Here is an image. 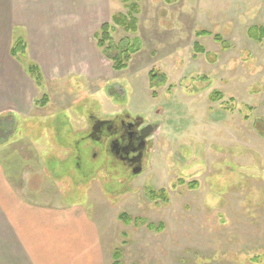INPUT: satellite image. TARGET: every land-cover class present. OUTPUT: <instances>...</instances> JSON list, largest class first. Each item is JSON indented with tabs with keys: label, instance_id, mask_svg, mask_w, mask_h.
<instances>
[{
	"label": "rangeland",
	"instance_id": "rangeland-1",
	"mask_svg": "<svg viewBox=\"0 0 264 264\" xmlns=\"http://www.w3.org/2000/svg\"><path fill=\"white\" fill-rule=\"evenodd\" d=\"M62 1L87 12L72 21L84 43L81 51H60L70 40L61 20L46 27L44 38L33 31L34 46L48 57L36 85L24 68L35 61L29 51L17 60L10 55L15 38L27 36L16 27L10 37L12 21H3L15 10L0 0V62L14 60L32 86L22 91L19 77L0 67L4 93L28 94L18 108L0 100V184L8 180L22 199L80 207L109 264L114 250L121 264H264V37L247 35L251 26L264 27V0H138L137 32L118 26L111 32L114 42L137 36L143 44L121 71L111 69L90 34L98 22L126 13L123 1ZM202 28L211 34L197 36ZM214 33L227 49L214 42ZM194 42L209 54L194 58ZM154 67L168 80L152 96L147 74ZM193 75L208 81L200 93L170 86ZM213 89L222 101H209ZM44 93L49 100L41 106ZM101 103L106 111L122 105L159 121L142 173L126 183L130 190L113 168L98 169L101 159L87 160L91 151L81 131ZM191 180H197L194 189ZM147 185L166 189L167 202L146 198ZM122 211L164 227L125 225L117 217Z\"/></svg>",
	"mask_w": 264,
	"mask_h": 264
},
{
	"label": "crops",
	"instance_id": "crops-1",
	"mask_svg": "<svg viewBox=\"0 0 264 264\" xmlns=\"http://www.w3.org/2000/svg\"><path fill=\"white\" fill-rule=\"evenodd\" d=\"M48 1L10 0V11L11 8L15 11L3 21H12L9 29L10 37L12 28L22 27L23 31L26 32V51H29L30 57L35 60L33 62L41 70H43L45 59L48 57L44 51L38 52V49L34 46L37 41L33 38L35 35L32 33L33 31L35 33L41 31L37 35L44 38L48 34L45 31L46 27L55 28L57 22L61 20V29H64L65 33L68 32L70 40L65 46H58L59 50H66L69 53L78 52L81 51L79 49L80 44L84 43L83 32L77 34L74 29L75 25H72L74 17L81 15L78 21H82L83 15L87 13H83L82 5H79V7L74 6L72 10H69L66 2L62 0ZM225 3L231 2L226 0ZM103 22L107 21L98 22L92 29L91 36ZM50 30L52 31V29ZM82 30H84V27ZM49 40L47 39V41ZM81 40L83 41L81 42ZM44 43L42 42L41 47H45ZM46 45L47 52H50V43L47 42ZM59 50L57 49V52ZM72 59L69 63L72 62ZM14 60L10 61L6 57L4 61L0 62L2 63L0 67L3 68L5 65L9 67L19 77L18 81L23 83L21 85L22 91H28L27 88L32 87L30 79ZM9 91L13 93V89ZM4 92L5 88L2 78H0V100H3V102L6 100L5 102L11 106L15 105L17 108L19 102L28 100L27 93L22 97L21 93L18 92L13 97L10 92ZM3 182L4 184H0V264L110 263L107 261L109 257L104 254V248L94 227L80 207L61 204L51 207L48 203H39L27 198L22 199L18 191L7 184L8 180H3ZM30 196H34V194Z\"/></svg>",
	"mask_w": 264,
	"mask_h": 264
},
{
	"label": "flooded vegetation",
	"instance_id": "flooded-vegetation-1",
	"mask_svg": "<svg viewBox=\"0 0 264 264\" xmlns=\"http://www.w3.org/2000/svg\"><path fill=\"white\" fill-rule=\"evenodd\" d=\"M165 2L169 3L167 1ZM203 29L205 28H202L201 30ZM208 31L211 32V30ZM131 33H135V32H131ZM214 34H219V33H214ZM205 36L208 37L209 35H205ZM199 37H204V36H199ZM124 40L134 42L137 46L136 48H138L137 51L131 55V58L128 61L127 66L124 68L126 69L132 57L138 52H140L143 44L141 43V41L138 39L137 36H134L132 39L124 38ZM214 42L217 41L214 40ZM217 43L221 46L220 48L222 50L227 49L224 48L223 45H221L219 42ZM194 54L196 55L204 54L206 56L209 54V52H206L204 50L203 53L194 52ZM194 54L193 57L195 58ZM152 69H156V71L163 74L165 76V82H167L168 76L166 73L161 71L158 67H154ZM194 78L195 75L189 77L188 76L181 77L178 82H174L170 86L173 87L176 84V86L179 85L182 88L187 89V87L184 85V82L185 80H188L186 83L188 88L199 89L200 84L206 85V83L208 82V81L202 82L203 80H193ZM147 81H148V74H147ZM203 85L201 87H204ZM161 86L164 85L161 84L160 87ZM148 88L151 90V94H152L153 90L149 86ZM157 89L155 90V94ZM213 90H217V89H213ZM200 91L201 90H197V92H192V94L200 93ZM155 94L154 95L152 94V96H155ZM167 96L169 97L168 94ZM208 99H209V95H208ZM209 101L213 102L210 99ZM101 108L102 110L98 114H90L87 117L86 119L87 124H85L84 128L81 131L80 139L82 140L84 139L86 141L84 147L87 151H91V155L87 160L90 161L91 159V161H95L96 159H101L102 165L98 166V169L104 170L106 173L108 169L113 168L114 172L120 175L119 181H121L126 186L125 189L130 190V188L126 185V183H128L134 177L142 173L143 161L147 159V157L149 156L152 150L153 135L157 132L159 128L158 125L159 121H152L143 115L133 113L122 105H118V106L114 105L113 109L106 111L103 108V104L101 103ZM224 110L227 111L225 108ZM87 146L89 148H87ZM75 158L80 159L79 157L77 158L76 155ZM137 169H139V172L134 173V170ZM192 181L196 182L193 185L194 187L191 188L194 189L197 185V180H191V182ZM145 187H151L152 189H154L152 186L149 185Z\"/></svg>",
	"mask_w": 264,
	"mask_h": 264
},
{
	"label": "trees",
	"instance_id": "trees-1",
	"mask_svg": "<svg viewBox=\"0 0 264 264\" xmlns=\"http://www.w3.org/2000/svg\"><path fill=\"white\" fill-rule=\"evenodd\" d=\"M124 5L127 7L126 13H114L111 16V22H103L100 24V26L95 30L93 33V38L95 40V45L98 49L101 50V52L105 55V57L111 61V67L115 71H119L124 69L127 66L128 61L131 58V55L137 51L138 48H136V44L134 42H130L124 39H120L117 42H114L112 39L111 32L115 28V26H118L122 28L126 32H136L138 28V18L137 14L139 13V6H138V0L135 2L131 0H122ZM167 2H171V0H166ZM211 32L208 30H199L196 32L197 36H205L210 35ZM247 35L255 40H261L262 37H264V27L261 26H251L247 30ZM213 39L217 42H219L221 45H223L224 48H227L224 40L219 34H213ZM26 41L22 37H16L14 42L11 45L10 48V54L16 58V56L19 55H25L26 54ZM194 51L195 53H203L204 47L200 45L198 42H194ZM196 56V54H194ZM17 59V58H16ZM25 71L27 74L32 78V80L36 83V85L42 84V73L39 68V66L31 61L28 60V62L24 65ZM193 80H200V78L195 77ZM188 80H185L184 85H186ZM165 83V76L156 69H152L148 73V86L153 90L152 94H155V90L160 87L161 84ZM189 92H197L198 88H189ZM222 93L217 90L211 91L209 94V99L213 102H219L222 101ZM49 100V96L44 93L42 95V98L40 100V105L44 106ZM226 104L224 103V106ZM223 106V107H224ZM179 183H184V181H179ZM196 182L192 181L189 182L188 185L190 188H193L194 184ZM145 195L148 199L151 201H161L162 203L167 202V194L166 190L163 188H160L158 190L152 189L151 187L145 188ZM118 219L125 225L133 224L135 226H143L148 230H155L156 232H160L164 224L163 222H159L158 226L155 224L146 221L143 222V220H140V217L136 216L133 217L129 215L127 212H120L118 214ZM121 255L118 250H114L112 253V263L111 264H121L119 259Z\"/></svg>",
	"mask_w": 264,
	"mask_h": 264
},
{
	"label": "water",
	"instance_id": "water-1",
	"mask_svg": "<svg viewBox=\"0 0 264 264\" xmlns=\"http://www.w3.org/2000/svg\"><path fill=\"white\" fill-rule=\"evenodd\" d=\"M137 172H139V169H137V170H134V173H137Z\"/></svg>",
	"mask_w": 264,
	"mask_h": 264
}]
</instances>
